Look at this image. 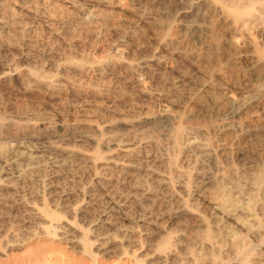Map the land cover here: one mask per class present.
<instances>
[{"label": "bare ground", "instance_id": "bare-ground-1", "mask_svg": "<svg viewBox=\"0 0 264 264\" xmlns=\"http://www.w3.org/2000/svg\"><path fill=\"white\" fill-rule=\"evenodd\" d=\"M36 1L39 2V0H20L21 3L18 1L20 3L18 4V7L20 8L19 10L22 11L19 12L22 14L27 13L31 17V15L39 16L42 12L46 13L45 10L48 12L50 11L49 14L46 13L47 15H42L44 16L43 19L47 30L50 31L49 33H52L55 38L61 36L59 33L63 30H60L58 33L57 31L59 29L57 28H61V26H63L62 23L64 24L66 21L75 22L74 27L73 23L70 24L73 28L71 35H73V31L85 32L86 35L87 33L95 35V32H99L100 27H107V25L111 23L110 20L112 21L114 17L113 11L117 8V2L115 3V1L109 0H65L72 7L73 12L71 11L70 13V11H67L69 13H63V11H58L59 15H57V10L55 12V9L57 8L54 7L53 9L52 3L49 4L51 5L49 8L52 7L51 9L54 10L56 14L51 12L52 10L47 9L48 7L46 6L49 3L48 0H41L40 4L36 3ZM178 2L181 5L177 8L174 14L168 16L167 10L164 11L163 8L162 11L167 14H162V17L157 16L158 18L153 17L151 13L146 12L145 9L143 10L144 7L141 8L142 10L134 9L135 7L133 8L132 5V7L128 6L130 4H128L127 7H122L123 9H121V13L125 17L124 21H122V23L120 20V22H118V20L115 21L117 24V27L115 26V32L118 34L117 37L119 36L117 38L118 40L115 38L117 41L114 39L115 41H111L113 43H109V46L107 44L108 47H105V49L107 48L106 53L104 55L102 54L101 59H98L96 56V58L85 57L88 53H86L85 56H82L83 54H81V56L74 54L75 52H73L72 47L75 45L71 37L67 40L63 37L60 39L59 37L60 41H64V39L67 41V48L64 50L65 46H63V48H58V46V51L59 49H63L64 51H67L68 49L67 55L61 50L63 52L62 55L65 56L56 57V55L54 56L53 54L51 55V58L49 57L50 59H48V57H46L47 59L45 58L46 61L48 60L47 62L51 61V64L53 65L51 67L52 69L54 68V72H50V74L45 71L42 73L39 70H36L39 68L33 69V67L31 68L30 66L18 67L7 57L8 60L0 58V68L2 69L0 72V85L7 86L9 89V86L18 84L22 89H29L38 94L37 96L41 98V103L45 101H42V99L46 98V96L51 98L60 96L61 94L65 95V97L67 95H72V97L74 96L77 98L81 97L82 100H84L83 102H90V100H96L98 102V100H100L101 106H103V104L106 105L107 103H116L119 105L117 101L127 98L126 95L129 92L126 89L128 87L126 88L123 86L126 88V95L124 93L126 91L122 90L121 93H115V95L111 97L112 95L110 96V92H108L110 89L107 88L110 85L107 87L101 86V83L98 82L99 80H92V78L96 79L93 75L92 78H88L89 81L87 79L88 82H86L84 79V76L86 75L82 76V74L84 72L87 74V71L90 70H93L96 74L103 75L104 73H113L114 70L119 67L121 68L120 70H126L131 74L134 71H139V73L146 75V79L147 77L151 78L156 73L159 74V78L160 76L164 77V83L162 84V82L159 81L161 83H158L162 85H159L158 89L155 87L156 91H151V89H148L144 85V83H149L150 80L148 79L147 81L144 78L147 82L143 83V87L140 85L141 88L139 87V90H137V87L136 90L128 94L130 100L141 98V100H143L142 102H146V105L142 103L139 104L140 101L136 100L137 103H133V110L127 112L126 107V112L122 111L121 113H118V111L117 115H112V113H110L111 116H109V118L108 116L105 117L107 119L99 117V114L97 113L98 111L96 110H92L91 113L88 112L81 116L66 114L69 112L65 111L66 113H64L63 109V113L60 112L61 110L59 111V109L42 110L43 107L38 105V103H34V99H37V96L32 98V95L30 97L33 99L34 109L36 104V107L37 105L41 107V111L33 110L29 112L26 108L25 110H21L20 107V109H15L16 107L14 108V106H16L17 103L16 105L12 103L14 106L9 105V102L6 100L2 101L3 97L0 95L2 97L0 98V183L5 181L3 180L4 178L2 175L4 174L5 177L9 172L12 173L10 174V179L14 172L15 177H13V179L16 178V180L19 181L22 179L24 182L25 178H27L28 174L33 170L39 172V169L46 168L41 162L36 164L39 162V159L42 162L47 161V159H52L55 164L56 162L58 163L56 165L57 167H62L64 169L72 164H76L75 166L79 165L84 168L89 175L93 176H96L100 169L106 170L108 167L120 164L123 171L126 174L131 175L132 172L139 171L138 168L141 167L140 165H135V161L133 160L136 159L137 162H140V160L144 161L147 157L149 158V155L147 156V154L145 155L144 153H149L147 152L149 150L148 148L152 145H150V142L155 139H165V143H167L165 144V146L167 145L165 149L168 148V151L166 152V154H168L165 155V157L163 156L161 161L167 167V170L164 173L158 174V182L170 191V193L178 191L180 193L182 209L185 212H191L193 207V204L191 205V202L189 201V196L192 194V186L190 184L191 171L185 169V167L182 169L181 165L183 163L181 164V162L183 160L180 162V159L184 156L181 157V154H183V151L187 149V147L188 149L193 148L191 150L195 149V151L197 150L199 152L204 151V153L206 152V155L208 153L211 158H218L217 156L223 153L226 155L231 144H236L234 142L236 140L247 138L248 140L250 139V141L253 140L257 143L264 141V0H178ZM43 8H45V12L41 11ZM13 13L15 14V12ZM154 13L160 14V12ZM154 16H156V14ZM110 17H112V19ZM14 18L16 17L14 16ZM108 18H110V20ZM107 20H109V23ZM9 21L5 19L4 21L0 20V33L2 34L5 32L2 35L0 34V49L12 52L26 50L22 49L23 45L25 46V42L12 39L11 37V34L14 32L12 36L18 38L14 35L16 34L15 31H13L15 29L19 30L18 34L20 32L24 34L22 27L19 26L20 23L17 26L16 22L15 26L17 27H14L12 26L14 24ZM54 22H56V24L61 23V26L58 27V24L55 25ZM115 22H113L114 25ZM69 23H66V26H69ZM98 23H100V26ZM53 24L56 27H54ZM124 24L127 25V28ZM122 25L124 26L123 28L127 30L122 29ZM66 26L65 28H67ZM63 32L62 36H65V33L63 35ZM66 34H68V32ZM71 35L68 34L67 36ZM80 35L83 36L84 34L82 35L78 33L77 37L74 36L73 39L78 38ZM97 35L98 34H96L94 38H96ZM54 36L52 37L54 38ZM85 38L84 40H78V42H81L82 40L85 42ZM91 39L89 40V43H91ZM137 40L138 42L136 43ZM56 41H58L57 38ZM76 41L77 40H75V42ZM140 41L142 42L141 46L138 44ZM83 44L76 45L78 46V49L79 45H82L79 49L81 53H85L84 48L86 49L88 45V43L87 45ZM95 44L96 43L93 45L92 43L91 46H94L95 48ZM28 45L29 44H26V46ZM126 45H132V48L134 49H132L133 53L130 51V53H132L130 54L132 55L131 57L129 55L124 56L125 58H123L117 53V51L120 48L119 46L125 47ZM83 46L84 48L81 50ZM49 48L51 49L50 46ZM57 48L55 47L56 50ZM89 48L91 49V47ZM130 48L127 49L129 50ZM55 49L53 50L55 51ZM74 49L77 48L74 47ZM120 49L122 50V48ZM86 50L89 51L88 47ZM49 52L51 51L49 50ZM59 53L60 54L57 55H61V52ZM26 55H24L23 58H27ZM88 55L90 56V52ZM52 56H54L53 58L56 57V59H53ZM166 60L170 62V71L175 74L173 80L174 76L171 75L172 73L168 74L169 69L167 70V74L165 75H171V81L165 79L164 76V71L168 68L167 66L166 68V64L164 65L163 63ZM72 72L81 75L83 81L78 78V80H75L76 78L73 79L74 75H69ZM136 75L139 76L138 73H136L135 76ZM129 76L127 78L128 80L130 79ZM100 77L98 78L97 76V79H100ZM103 77L101 79L102 81L104 79ZM154 77L152 78L155 79ZM152 78L151 80H153ZM155 80H157V77ZM141 81L139 82L141 83ZM131 82H133V79ZM125 83L123 85H125ZM152 83L154 84V82ZM98 84H100V86ZM133 86L134 88L136 87V85ZM6 88L5 90H7ZM119 89L115 92L119 91ZM130 89L131 87L128 90ZM229 92H233L235 96H230ZM8 96L10 95H7V97ZM20 98L22 97L20 96ZM123 100L122 102L125 103V100ZM75 101L77 100H74V102ZM35 102L37 101L35 100ZM46 102L47 101H45L44 104ZM97 102H93V104ZM102 102L104 103L102 104ZM52 103H54V101ZM22 104H24V102ZM61 104L63 105V102ZM116 104L113 105L114 108L118 107ZM81 106L83 107L85 104H82ZM81 106L77 107L81 108ZM92 106L93 105H91V107ZM109 106L110 105H108V108ZM32 107L33 106H30L29 108ZM50 107L52 108V106ZM96 107L99 108V110L100 108H103L99 105ZM22 108L24 109V107ZM109 110L110 109H108V111ZM24 140L46 144L50 151L46 152L43 149V147L45 148L46 146L41 148L43 144H40L41 146L39 148L41 149H36L39 152L36 153L39 157L37 161L35 160L36 165H31L34 160L32 158L33 154L31 155L32 157H29L27 155L25 156L21 151L17 153L19 155H24L23 157H21L22 155L20 156V160L22 158L20 162L24 161V163H20L18 159L17 163L14 161L16 160L15 156L18 155H15L16 152L12 157L1 158V155L6 151L7 147L12 144L15 146L16 143ZM220 140H224L226 144L223 146L221 144V146L218 145V143H222ZM76 142H80L79 145H77ZM238 142L239 141H237V143ZM259 144H262V142ZM145 146H149L147 151H145L146 149H143ZM232 147L234 146L232 145ZM142 149L144 150L143 153ZM18 150L19 148L17 151ZM185 152L186 151H184V154ZM201 153L203 154V152ZM229 153L227 156H229ZM119 155L128 159L124 161L123 157V161H119ZM195 155L197 156L198 154H193V156ZM13 156L15 159H13ZM31 158L33 159L32 162L30 161ZM51 163L54 165L53 162ZM151 165L153 167L155 166L154 163H151ZM151 165L149 166L148 164V167H143V171L147 172V174H149V172H154L155 169ZM64 169V172L68 170ZM7 170L9 172H7ZM84 170L82 169V173ZM182 173L186 174V176L184 179L182 177L180 180L178 177L180 176L179 174ZM29 176H31V174ZM31 178L34 179V176H31ZM238 179L236 178L237 182ZM263 181L264 167L259 173H256L253 176V189L249 188V190H252L250 191L251 194L250 196H248V194L246 195L249 198L246 196L242 197L244 199L246 198V200L248 199L246 202L239 200V198H241L240 196L236 198V195H234L233 198L232 195L235 194L236 191L232 195L230 194L232 196L230 197L227 194V192H230L229 190L227 191V189H230L227 188L228 186L225 187L227 188L225 190L226 192H221L220 190L222 189L219 190V188H224V185L222 186L221 183L220 185L217 184L219 187H217L216 190L218 189V191L223 194L221 195L220 193L219 195V192L217 191L219 196L213 200L212 214L209 215V217L201 216L198 220L199 226H202L204 229L203 241L201 240L200 246L204 247V250L207 249L209 264H228L231 260L236 264H264V234L262 235L261 231L259 233L260 228L261 230L264 229L263 226V228L261 227V221L264 219L262 218L261 220L256 213V211L259 210L258 208H260L259 213H261V207L264 202L262 199V206L258 207L256 210V207L258 206V198H260V190H263L261 189V184L264 186ZM6 182L3 184L7 185L5 184ZM12 182L13 181L10 182V180H8V184H12ZM16 182L18 181H15L14 183ZM30 182L32 181L30 180ZM14 183L12 186L15 185ZM225 183L228 184L226 181ZM16 184L18 185V183ZM241 188L244 187L241 185ZM238 190L240 192L242 191L240 188ZM263 191L262 195L264 194ZM39 209L41 212L39 215L41 214L42 217L48 221L46 222L48 225H45L46 223L43 224L46 230L45 233L51 232L55 236V229H58L59 231L63 225V221L61 224L60 219L62 218L60 215L61 213L59 211L57 212V210L55 211L53 208H49L46 203ZM72 209L71 213L73 212L74 214H77L78 212L76 213V211H79L76 207ZM262 217H264L263 214ZM73 218L70 219L72 220V223L76 221L74 219L75 221L73 222ZM227 222H230L228 224L233 223V226H228ZM80 227L82 226L79 225V229L81 230L78 238L76 237L75 240H73L74 238H71L72 243L70 245L75 249L88 253L86 255L92 258L90 260H95V257H97L96 255L101 251V247L98 246V244L105 243L106 240L105 242H96L98 241L97 238H93L92 235H89L90 233L88 232H90V230H88L87 227H85L86 229ZM41 228L44 229L43 227ZM160 232L163 235L156 246L158 250V252L156 251V259L166 261L168 254L176 248L175 238L174 235L170 234V231L166 232L163 228ZM61 234L63 235V233ZM62 235L60 238H62ZM57 236L58 235H56V237ZM256 237H258L257 242L255 241ZM110 240H114V237H109V241ZM0 247L3 249V246ZM106 248L107 247L105 246L103 249ZM103 249L102 252L104 251ZM123 251L125 252V250ZM226 253L229 255L231 254V258L228 257L229 260L224 259ZM199 258L197 259L195 257L191 259L192 263L202 264V259L204 260L205 257L202 259ZM140 260H136L138 264H141L143 261ZM92 263H94V261Z\"/></svg>", "mask_w": 264, "mask_h": 264}, {"label": "rangeland", "instance_id": "rangeland-1", "mask_svg": "<svg viewBox=\"0 0 264 264\" xmlns=\"http://www.w3.org/2000/svg\"><path fill=\"white\" fill-rule=\"evenodd\" d=\"M18 1L20 2V0H0V20L1 21L2 20L4 21V19L8 20V21L10 20L12 22V24H14V25H12L14 27H17L18 24L20 23L19 26L22 27V31H24V34H22L21 32H20L21 34L20 33L18 34L19 30L15 29V30H13L16 33L14 35H15V37H18V38H14L12 36V34L14 33L13 31H12L13 33L11 34V37H12V39H17L19 41L25 42L24 43L25 46L23 45L22 49H26V50H21V51L25 52L27 55L21 51H18V52L13 51L12 52V51H8V50L3 51L2 49H0V54H1L0 58H5V59L8 58L13 64H16V66H18V67L30 66L31 68L33 67V69L39 68L36 70H39L42 73L45 71V72H48L49 74H50V72H52V73L54 72L53 71L54 68L52 69V67H51V66H53L51 64V61L50 62H47L48 60L46 61V59H47L46 57H48V59H50L51 55H53V54H54V56L56 55V57L65 56V55H62V53H63L62 51L66 50V48H67L66 47V42H67L66 40L69 37H71L72 40L74 41L75 46L72 47L73 52H75L74 54H77L78 56L79 55L81 56V54H83L82 56H85L86 53L89 54V52H90V56L88 54H86L85 57H88V58H96L97 57L98 59H101L102 54L104 55L106 53L107 48L105 49V47H108L111 43H113L111 41H115L119 37V36L117 37L118 34L115 32V30H116L115 26L117 27V24L115 21L118 20V22L121 21V23H122V21H124L125 17L121 13V9H123L122 7H127L128 4H130V5H128L130 7H132V6H133V8L135 7L134 9L142 10L141 8L144 7L143 10L145 9V11L148 13H151V15L153 17L158 18L157 16L162 17V14H167L164 12L166 10L168 12L167 15L171 16L172 14L175 13L177 8L181 5V4H179L178 0H109V1H115V3L117 2V5H116L117 8H115V10L113 11L114 17L111 14V16L113 17V19H112V17H110L112 19V21L110 20V18H108L111 23H109V20H107V22L109 23L108 24L109 28H108V25H107V27H104L106 25L103 24L104 26L103 25H101V26H103L104 28L100 27L101 28L100 29L99 28L100 23H98L99 32H97V33L95 32V35L98 34L97 35L98 37L96 36L97 39L94 38V36H95L94 34L87 33V35H86L85 32L73 31L72 32L73 35H71V31L73 28L70 24L73 23V27H74L75 22H73V21L72 22L66 21L67 24L69 22H71V23H69V26H66L67 25L66 23H64L65 25L62 23L63 26H61V23H57L58 24L57 25L56 22H54L55 25H57L58 27L61 26V28H62V29L57 28V29H59L58 31L56 29V31L58 33L60 30L61 31L66 30L68 32V34L71 35V36H67L68 35V34H66L67 32L62 31L63 35L65 33V36H62V32H60L59 33V34H61V36H59L60 39H62V37L66 39V40L64 39V41H65V43H64L63 40L60 41L59 37H56L58 39V41L62 44L61 45L58 41H56L55 36L52 33L51 34L49 33L50 31L47 30L46 24L44 23L45 22L43 19L45 16L44 14H46V13L49 14L50 11L48 12L47 10H45L46 13L42 12L39 16L38 15H35V16L31 15V17H30V15L25 13V12L24 13L27 15L21 13L22 11L19 10L20 8L18 7V4H20L21 2L19 3ZM52 1L48 0V2H49L48 5L52 3L53 9H54V7L57 8V9H55V12H56V10H57V12L63 11V13H69L67 11H70V13H71V11L73 12L72 7L65 0H63V1L62 0H52ZM40 2H41V0H39V2L36 1V3H39V4H40ZM48 5L46 6V7H48L47 9L52 10L51 9L52 7L49 8L51 5H49V6ZM166 7H168V8H166ZM45 8H43L41 11H44ZM163 8H164V11H162ZM10 9H12L13 11ZM9 10H10V13H9ZM19 11H21V12H19ZM152 11H153V13H152ZM13 12H15V14ZM51 12H54V10H52ZM154 12H160L161 16H160V14H157ZM161 12H163V13H161ZM169 13H170V15H169ZM11 14H13V15H11ZM153 14L154 15L156 14V16H154ZM57 15H59V12L57 13ZM14 16L16 18H14ZM36 16H38V17H36ZM163 16H166V15H163ZM11 17H12V19H11ZM16 22H17V24H16ZM113 22H115V25ZM15 24L17 26H15ZM55 25H54V27H56ZM65 26L67 28H65ZM124 26L127 28L126 24H124ZM124 26L123 25L121 26L122 29H125V28H123ZM105 28H107V29H105ZM67 29H70V30H67ZM112 29H114V30H112ZM125 30H127V29H125ZM128 30H129V28H128ZM3 33H5V32H3ZM74 33L75 34L80 33L82 35L84 34L85 36L83 35L84 36L83 37L80 35V36H78V38L73 39V37L75 36ZM77 34L75 37H77ZM52 36H54V38ZM21 37H22V39H21ZM81 37H83V38H81ZM84 38L86 39L85 42L83 41ZM91 38H93V39H91ZM80 39H83L82 40L83 42L81 41L82 43L78 42V40L80 41ZM90 39H91V43H89ZM75 40H77V41L75 42ZM137 42H138V40L136 41V43ZM87 43H88V45H87ZM92 43H93V45H94V43H96L95 48H94V46H91ZM141 43H142L141 41H140V43H138V44H140L139 46H141ZM26 44H29V45L26 46ZM78 44L87 45L89 51L86 50L87 49L86 46H85L86 49L83 46L81 50H83V48H84L85 53H83V52L81 53V51L79 49L81 48L82 45L81 46L79 45V49H78V46H76ZM107 44H108V46H107ZM132 45H129V46L126 45L125 46L126 48L124 46L123 47L119 46L120 48H122V50L119 48L120 50L118 49L119 52L117 51V53H119V55L122 56L123 58H125L124 56H129L130 54L133 53L132 49H134V48H132L133 47ZM49 46L51 47V49L49 48ZM63 46H65L64 50L61 49L62 50L61 51L59 49V51H58V48H60V47L63 48ZM130 46H131V48H130ZM28 47H29V49H28ZM55 47L56 48L58 47L57 50L55 49ZM74 47H76L77 49H74ZM89 47H91V49ZM127 48H130L131 50L130 49L128 50ZM53 49H55L56 52ZM27 50H28V53H27ZM49 50L51 52H49ZM46 51H47V53H46ZM103 51H104V53H103ZM130 51L132 53H130ZM59 52H61V55H57V54H60ZM64 53H66V55H67L68 49H67V51H64ZM24 55H26L27 58H23ZM54 56H52V58ZM131 56L132 55H130V57ZM56 57L53 59H56ZM163 63H164V65L166 64L165 67L166 66L168 67V68L166 67L167 69H165V71L162 70V71H164L165 79L171 81L172 79H170V77H172L171 75H173L174 76L173 80H174L175 74H173L170 71V68H169L170 62L168 60H166ZM120 69L121 68L118 67L114 70L113 73H104L106 75L96 74L93 70H90L91 72L87 71V74H86V72H84V73L82 72L83 73L82 76L86 75V76H84V79L86 82H88L89 79H91L92 75H93V77H95L96 79L92 78V80L93 81L99 80L98 82L101 83V86L107 87L108 85H110L107 88H109L112 91V92L110 90L108 91V92H110V96L112 95L111 97H113V95H115V93H118V92L121 93L122 90H124V91L127 90L129 93L136 90L137 87H138L137 90H139L141 88V86L143 85V83L147 82L148 79H150L149 83L147 82L148 85H147V83H144V85L148 89H151V91L152 90L156 91V89L159 88V85H162L164 83V80H163L164 77L160 76V78H159V74H157V73L154 74L155 77H154V75L152 77H154L155 79L157 77L158 81L153 79L152 77L151 78L153 80H151V78H149V77H147V79H146V75L139 73V71L133 72L135 74L138 73V75H139V76H137V75L135 76V74H133V73L131 74V73H128L126 70L122 71ZM168 69H169L168 74L172 73L169 76L165 75V74H167L166 72ZM1 71H2V69L0 70V72ZM118 71L119 72L121 71L120 74ZM125 72H126V74H125ZM110 74L111 75L113 74V75L111 76ZM69 75L70 76L74 75L73 76L74 78L73 77L72 78L73 79L76 78L75 80L82 79L81 75L76 74L74 72L70 73ZM76 75H78V76H76ZM97 76H98V78L101 76L100 79H97ZM109 76H111V77H109ZM128 76L130 77V79L131 78L133 79V82H131L132 79L131 80L127 79ZM131 76H133V77H131ZM102 77L104 78L103 81L101 80ZM123 77H126V78H123ZM87 79H88V81H87ZM122 79L123 80L125 79V80L123 81ZM159 79H161V80H159ZM92 80H90V81H92ZM138 80L141 81V83ZM81 81H83V79ZM159 81H161L162 84H159V83H161ZM129 82L131 85L129 84ZM152 82H154V84ZM124 83H125V85H123ZM156 84H158V85H156ZM98 85L100 86V84H98ZM133 85H136V87L134 88ZM3 86L4 85H0V95L3 97L2 98L0 96V98H2V101L6 100L7 102H9L8 103L9 105H12V103L14 105H16V103H17L16 106L12 105V106H14V108L16 107L15 109L21 108V110H25V108H26V110L29 112H31L33 110L41 111V107H43L42 110H47V109H49V110L50 109H56L57 110V109H59V111L61 110L60 112H62V113L64 110V113L69 112L66 114L73 115V116H77V115L81 116L83 114H87L88 112L91 113L92 110L93 111L96 110V111H98L97 113L99 114V117L105 118L108 116V118H109V116H111L110 113H112V115H117L118 113H121L122 111L128 112V111L133 110V108H134L133 103H135V102L137 103V101H140L139 104L140 103H142V104L146 103V102H142L143 100H141V98H139L140 100L136 99L137 101L132 100V99L130 100V98L128 97L129 93L127 94V91L126 92L123 91L125 93V95L127 94L126 95L127 98H125V99L123 98L125 100V103L122 102L123 99L120 101H117V103H119V105L116 103H113V104L107 103L105 105V104H103L104 102H102L103 106H101L100 100H98V102L100 101L99 103L96 100H90V102L87 101L88 102L87 103V102H83L84 100H82L81 97L80 98L79 97L77 98L74 96L72 97V95H67V94L66 95L69 97H67V96L65 97V95H63V94H61L60 96H55V97H51V98L46 96L47 100H46V98L42 99V101H44V100L47 101L45 103L46 104L45 105L44 104L45 101L42 102L43 104L41 103V100H40L41 98L39 96H37L38 94L34 93L33 91H31L29 89H22V87H20L18 84H13L12 86H9V89L7 86H6L7 88L5 86L4 87ZM123 86H125L126 88L128 87V88L126 89ZM110 87L111 88L114 87L113 88L114 90L111 89ZM119 87L121 90L119 89ZM130 87L132 90L131 89L128 90ZM151 87H153V88H151ZM155 87H156V89H155ZM1 88H4V89H1ZM5 88L7 90H5ZM118 89H119V91L115 92ZM8 90H10V91H8ZM6 93H7V95H10V96L7 97ZM112 93H114V94H112ZM24 94H26V95H24ZM229 94L232 97L235 96V94L233 92H229ZM31 95L33 96L32 98H34V96L35 97L37 96V99L36 98L34 99V103H38V105H40L41 107L38 105L36 107V104H35V109H34L33 99L30 97ZM116 95H118V94H116ZM20 96L22 98H20ZM23 96H24V98H23ZM13 98H15V99H13ZM60 98H62V99H60ZM51 99H53V100H51ZM35 100L37 102H35ZM74 100H77V101L74 102ZM6 101H4V102H6ZM53 101H54V103H52ZM23 102H24L25 106H27V107H25L24 104H22ZM60 102L61 103L63 102V105ZM78 102H80V103H78ZM93 102H97V103L93 104ZM121 103H123V104H121ZM52 104L54 105V107ZM82 104L83 105L85 104V106L82 107L81 106ZM114 104H116V106H118L117 107L118 109L116 107L114 108V106H113ZM29 105L33 106L32 107L33 109L29 108L30 107ZM73 105H75V106H73ZM86 105H87L88 109H87ZM91 105H93V106L95 105V106L91 107ZM98 105L100 107H103L102 108L103 110L101 108L99 110V108L96 107ZM108 105H110L109 108H108ZM50 106H52V108ZM77 106H81L82 109L77 107ZM22 107H24V109ZM120 107H122V108H120ZM107 108L110 110L108 111ZM115 109H117V110H115ZM107 111H108V113H107ZM84 112H86V113H84ZM105 119H107V118H105ZM220 141L222 143H218V145L221 144L223 146L224 144H226V142H224V140H220ZM237 141H239V142L237 143ZM248 141H250V139L248 140L247 138H243V139H239V140L234 141L236 144H231L230 147L228 146L229 147L228 153L231 152V153H229V156H227L228 153H226V155L223 153L224 155L223 154L218 155L217 156L218 158H216V157L211 158V156H209L208 153H207V155H208L207 156L206 152L204 153V151H201V152H203V154H202L201 152H199L197 150L195 151V149L191 150L193 148L188 149V147H187L188 150L187 149L184 150V151H186L185 154L183 151V154H181V157L184 155L182 157L183 159L182 158L180 159V162L183 160L181 162V164L182 163L183 164L182 165L180 164L181 168L184 169V167H185V169L191 171L190 184L192 186L191 187V189H192L191 193L192 194H190V196H189V201L191 202V205L193 204L191 212H185L182 209L180 193L178 191H173L170 193V191H168L166 188H164L158 182V174L164 173L167 170V167L161 161L163 159V156L165 157V155L168 154V153L166 154V152L168 151V148L165 149L167 147V145L165 146V144H167V143H165V139L164 140L163 139L162 140H156V139L152 140L150 142V145L151 144L152 145L151 146L149 145L150 148H148L149 146L148 147L145 146L143 148V149H146L145 151H147V148L149 149L147 151L149 153H144L145 155L147 154V156L149 155V158L147 157L148 159L146 158L144 161L140 160V162L139 161L137 162V160L134 159L133 161H135L134 162L135 165L137 164V166L140 165L141 167L138 168L140 172L137 170V171L132 172L131 175L126 174L123 171V169L121 168L120 164L108 167V168H106V170L100 169L99 173H97L96 176H93V175H89V173L86 170H84V168L80 167L79 165H77L79 167L75 166L76 164H72L71 166L66 167L64 169L62 167H57L56 165L58 163L56 162V164H55L54 161H52V159H47V161H45V162H42L39 159L38 160L39 162L36 163L37 159L39 158L38 154H36V153H39L38 152L39 149H41L43 146H46L45 148L43 147V149L46 152L50 151V150H48L49 148L47 147L46 144L38 143V142H34V141L29 142L27 140H24L22 142H18V143H16L15 146L12 144L13 146L11 145V146L7 147L8 149L6 148V151L7 150L8 151L7 152L4 151V153L2 154L4 156L1 155V158L4 159V157H12V155L15 154V152H16L15 155H17L18 154L17 152L21 151L25 156L27 155L30 157L33 154L32 155L33 157L32 156L31 157L34 160L31 158L30 161L32 162V160H33L34 163L32 162L33 164L31 163V165H36V164L41 162L44 164V167L46 166V168H42L43 170L39 169V172L36 170L37 174H36L35 170H33L30 174H31V176H34V179H32L33 177L31 178V176H29L30 174H28V176L31 179L27 176V178H25L24 182L22 179L20 181L16 180V178L13 179V177H15L14 172H13V175H11L12 178L10 179V174H12V173L9 172L8 170H7V172H9V173L7 175H5L6 178L4 177V174L2 175L4 178L3 180H5V181H3V183L7 181L5 183L7 185H4L2 182L0 183V246H3V249H4L3 250L2 247H0V264H95V263L96 264H138L136 260H140V258H141L140 261L143 260L141 262V264H143V263L144 264H193L191 259H193L195 257L198 259L199 256H200L199 259H202L204 257L206 259V260L202 259V262H201L202 264H209V261L207 258L208 251L206 248H205L206 250H204V247L200 246L201 240L203 241L204 229L202 226H199L198 220H199V217H201V216L209 217V215L212 214V211H213L212 205H213L214 198L218 197L222 191H223V193L226 192L225 190L227 188H230V189H227V191L228 190L230 191V192H227V194L230 197L233 196V198H234V195H236L235 197L238 198L240 196L241 198H239V200H241L243 202H246L248 200V199L246 200V198L244 199L242 197H245L247 194H248V196H250V194H251L250 191H252V190H249V188L253 189V176L256 173H259L261 171V169L264 167V141H261L262 144H259L261 142L257 143L256 141H253V140L250 141L251 142V144H250V142H248ZM217 142H219V141H217ZM217 142H216V144H217ZM252 142H254V143H252ZM79 143L80 142H76L77 145H79ZM40 144L41 145L43 144V145L41 146ZM232 145L234 147H232ZM259 145H260V148H259ZM262 145H263V147H262ZM40 146H41V148H39ZM17 147L19 148L18 151H17V149H18ZM36 149H38V150H36ZM230 149H232V150H230ZM143 152H144V150L142 151V153ZM195 153L198 154L197 155L198 157L195 155L197 158L195 156H193V154H195ZM23 154H21L22 156L19 154L17 156L14 155L16 158V160H14V161L17 163V161L19 160V162H20L22 160V158L20 160V156L23 157L24 156ZM14 156H13V159H15ZM123 157H122V155H119V161H121ZM193 157H194V159H193ZM215 158H216V160H215ZM127 159L128 158H126V157L123 158L124 161H126ZM158 160L161 162H159ZM51 162H53L54 165ZM20 163H24V161L20 162ZM45 163H47V164H45ZM145 163H147V164H145ZM151 163H154L155 166L153 167L152 166L153 164L151 165ZM148 164H149V166L151 165L155 169L154 172H151V173L149 172V174H147V172L143 171L144 168L148 167L147 166ZM55 168H56V170H55ZM81 168L85 172L83 171V173H82ZM63 169L64 170L68 169V170L66 172H64ZM179 175L180 176L178 178L180 180L182 179V177L184 179V177L186 176V174H184V173L179 174ZM238 177H239V179H238ZM236 178L238 179V182H237ZM8 180H10V182L13 181L12 184L11 183L8 184ZM30 180L32 182H30ZM220 180H221V182H220ZM222 180H224V181H222ZM15 181H18L16 183H18L19 186L16 183H14ZM225 181L228 182V184L225 183ZM13 183L15 184L14 186H12ZM220 183L222 186L224 185L223 186L224 188H219V190L222 189V190H220L221 192L218 191V189L216 190V188L219 187V186H217V184L220 185ZM224 183L227 185H225ZM251 183H252V185H251ZM263 184H264V181H263ZM241 185L244 188H241ZM6 186H8V187H6ZM15 186H16V188H15ZM226 186H228V187L225 188ZM236 187L238 189L239 188L242 189L243 192L242 191L240 192ZM261 187H262L261 189L264 190V186L262 184H261ZM217 191L219 192V195H218ZM262 191L260 190V193H259V196L261 199L258 198L259 200H258V206L256 207V210L258 207H261L263 205L261 207V213L264 215V209H263L264 208V202L262 204V201H264V194L262 195ZM234 192H235V194H233ZM223 193H221V195ZM243 193H244V196H243ZM263 193H264V191H263ZM230 194L231 195L233 194V195L231 196ZM260 194L262 195L263 198L261 197ZM248 196H246V197H248ZM81 198H82V200H81ZM259 201H261V202H259ZM45 203L48 205L49 208H53V209H55V211L57 210V212L59 211L61 213V214L59 213L62 216V218H60L61 224L63 221L62 227L63 226L64 227L63 228L61 227V229H59V231H58V229H55L56 230L55 233H56V235H58L57 237H56V235L54 236L53 233H51V232L45 233L46 230H45V227L43 226V224H45L48 221H46V219L44 217H42L41 214L39 215V213H41L39 208H41L43 206V204H45ZM74 207H76V209L79 210V211H76V213L78 212L77 214H74L73 212L71 213V211L73 210L72 208H74ZM258 209L259 210L256 211V213H257L258 217L261 218V220H262V218L264 219V217H262V214L259 213L260 208H258ZM83 212H85V213H83ZM80 213L83 215V217ZM93 216L95 219L93 218ZM73 217H75V218H73ZM72 218H73V222L76 220L74 223H72L71 222L72 220H70ZM228 223H230V222H227L228 226L229 225L233 226V223H231V224H228ZM261 223H262L261 227L262 226L264 227V220H262ZM45 225H48V223H46ZM79 225L82 226L80 228H83V229H86L85 227H87V229L90 230V232H88V233H90L89 235H92L93 238L94 237L97 238L98 241H96V242H105V240H106L105 243L98 244V246L101 247V251L99 253L100 255L99 254L96 255L97 257H95L96 258L95 260H90L92 258L90 256L86 255L88 253L82 252L79 249H75L73 246L70 245L72 243L71 238H74L73 240H75L76 237L78 238V236H79V232L81 230V229H79ZM232 226H230V227H232ZM41 227H43L44 229H42ZM162 228L165 229L166 232L170 231L171 235H174L175 243H176V248H174L172 250V252H170L171 254L169 253L170 255L168 254V256H170V257L167 256L166 261H162V260L160 261V260L156 259L157 258L156 255L158 252L156 246H157L161 236L164 234L163 231H162L163 234L160 232ZM91 229H92V231H91ZM236 230H238V229H236ZM262 230H263V232H262ZM262 230L260 228L259 233L261 231V233L263 235L264 229H262ZM50 233H51V236H50ZM61 233H63V235ZM61 235H62V238H60ZM112 236L114 237V240L109 241V237H112ZM258 237H259V235H258ZM258 237L255 238L256 242H257ZM105 246L107 248L103 249ZM102 249L104 250L103 252H102ZM123 250H125V252ZM224 256H225L224 259H226V260H229L228 257L231 258V254L229 255L226 253ZM189 258H190V260H189ZM158 259H160V258H158ZM93 261H94V263H92ZM163 262H166V263H163ZM230 263L236 264L232 260L228 262V264H230Z\"/></svg>", "mask_w": 264, "mask_h": 264}]
</instances>
